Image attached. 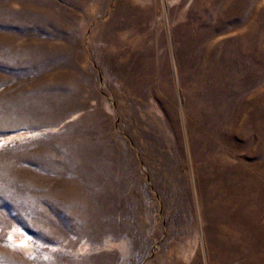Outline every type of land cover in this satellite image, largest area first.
<instances>
[{
  "label": "rangeland",
  "instance_id": "374dc122",
  "mask_svg": "<svg viewBox=\"0 0 264 264\" xmlns=\"http://www.w3.org/2000/svg\"><path fill=\"white\" fill-rule=\"evenodd\" d=\"M0 264H264V0H0Z\"/></svg>",
  "mask_w": 264,
  "mask_h": 264
}]
</instances>
